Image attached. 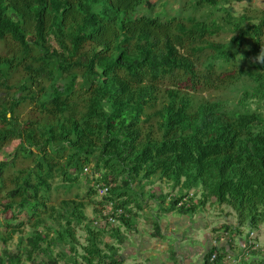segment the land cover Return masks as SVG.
I'll use <instances>...</instances> for the list:
<instances>
[{"label":"trees","instance_id":"1","mask_svg":"<svg viewBox=\"0 0 264 264\" xmlns=\"http://www.w3.org/2000/svg\"><path fill=\"white\" fill-rule=\"evenodd\" d=\"M235 1L180 0L171 14L151 0H0V42L13 45L0 54V150L18 140L14 158L0 160V213L11 211L0 217V264L22 254L31 264L122 263L125 235L93 223L92 200L53 201L84 167L99 172L108 190L99 202L123 207L115 218L127 228L133 184L153 176L198 190L199 205L229 207L236 232L264 224V14L236 13ZM16 158L30 164L10 172ZM173 196L165 209L193 211ZM211 252L203 264H221Z\"/></svg>","mask_w":264,"mask_h":264},{"label":"rangeland","instance_id":"2","mask_svg":"<svg viewBox=\"0 0 264 264\" xmlns=\"http://www.w3.org/2000/svg\"><path fill=\"white\" fill-rule=\"evenodd\" d=\"M179 1L167 0V3H165L164 0H151V2L156 3L154 6L155 10H161V12H169L171 14H173V11H174L173 9H176L182 5V3H179ZM181 2H183V1H181ZM231 4H232V6H231L232 9L236 13H240V12L242 13L243 11L249 9V10H252L254 13L264 14V0H242L240 2L239 1L232 2ZM200 13H203V10H199L195 14L197 15V17H201ZM203 16H204V14H203ZM226 35H227V33L219 32L217 35L213 36V38L215 41H222ZM7 43L5 44V43L0 42V54H3L6 51H9L8 47H9V49L11 47H13V45L6 46ZM16 76H17V74H13L12 77L15 78ZM202 93H203V95H208L207 91H203ZM26 110H27L26 108L22 109L23 112H25ZM16 143H18V140L12 141L10 144L4 146L2 148V150H0V160H9L10 161L14 158L12 153H13V149H14ZM28 164H30V162L28 160H25L22 158H16V159H14V165L9 168V171L12 172L17 168L24 167ZM91 170H92V168L90 166V171ZM94 173H92V174H94ZM90 176H91V172L87 173L85 175L80 174L76 185L72 186L71 188H67L66 186L63 185L58 190H55L53 192V195H52L53 201H56V200H59L62 198H70V197L72 198V197H75L76 195H78V197H82L85 200H88V201L92 200L93 201V203L91 205L85 207V213H86V215H88V217L95 216L96 213H94V209L96 207L100 208V205H101V203L99 202L101 194H96L94 191V188H93V191H94L93 193H92V191H89L88 187H93L92 186V180L94 179V177L90 178ZM144 181L145 180H143V179L140 180L139 178H136V180L133 184L134 189L136 191L140 192V194L138 195V200H139V202H141V206L144 207L143 211L139 210V216H135V218H134L135 221L145 223L144 220H146V222H149L150 220L151 221H154V220L157 221V219H165L163 216L164 214H163L162 209L165 211L164 206H166V204H168V202H169L168 197L169 198L174 197L173 194L174 195L177 194L179 189H174V191H173L172 187L168 184V182H166L163 179L158 178L157 176H153L151 178L150 183L144 184L145 183ZM0 193H1L0 197H2L1 195L4 194V190H1ZM87 193H89V194H87ZM166 193H169V195L166 196L164 200H162V197ZM159 194L161 195L160 197L158 196ZM195 194L198 195V199H199L200 192L195 190ZM212 199L213 198H211V200H210V198H209V200L207 201L206 204H201V205L198 204L197 199H194L193 200V203H194L193 212L199 213V212L206 211V214H209L206 217H210L211 222H212V226L219 227V226L224 225L222 223H226L224 213H226V211H228L227 209L229 207L226 209V208H224L225 205H223V207L221 208L218 204H214V200H212ZM2 201H5V200H2ZM97 203H99V204H97ZM159 204L163 205V207L162 208L159 207L160 206ZM134 206H136V205H134ZM152 210H154V211H152ZM171 210H175L174 215L179 214V212L176 208L171 209ZM0 212H2V207H0ZM10 215H11V211H9V210H7L5 213H0V217H2V216L3 217H9ZM132 215H133V213H132ZM143 217H147V219H144ZM19 219H24V215L22 214L19 217ZM97 220L99 221V223L95 224L96 226L106 225L107 229H110V227H115V226L117 227L118 226L122 235H125V237H126L124 239L125 244H122V246L120 245L121 247H119L121 249V250L119 249V251H120L119 256L122 257V259H121L122 263L121 264H134V263L141 264V263H144L145 259L142 257V256H144L143 252L145 251L144 246L143 245L141 246V244H139V241H137L136 238L131 239V235L129 232L130 230L127 229V227L124 224L120 223L119 220H113V221H110L107 223H105L103 221V219L98 218ZM4 227H5V225H4ZM263 228H264V225H262L260 228H258L257 234L259 237L258 241L260 243L259 247H262L264 249V234H262ZM27 229H28L27 227L26 228L24 227V231H26ZM1 231H4V230H1ZM198 231H199L200 236H201V234L203 235V231H204L203 228L197 229V232ZM75 232H76V237H77L79 243H84L85 242L84 228L82 226H79L76 228ZM20 234L16 231V233L12 235L11 240L7 243V245L9 247H11V249H12L11 251H13V252H15L14 250H16L15 245H16L17 240L19 239ZM192 235L193 234H190L188 236L189 239H192ZM102 239L106 242L114 243L115 245H118L116 242V239L111 238L107 234L104 235L102 237ZM2 246H3V244L0 242V253L2 251ZM155 247H158V246H156V245L153 246V248H155ZM128 248H130L129 250L133 253H128L127 254L128 256H127L126 252H124V251H126ZM153 248H152V251L150 253V256L154 257L156 255L154 253H156V252H155V250H153ZM239 248L241 249L240 246H239ZM52 249L54 251H57V250H66L65 252L68 251L67 245H61L60 243H56L54 246H52ZM77 249L80 250V247L78 246ZM241 251L243 253V260L246 258L245 261H247V263L251 264L252 263V258H250L251 255L248 253L247 254L244 253L243 250H241ZM121 253H123V254H121ZM134 254H135V256H134ZM159 255H158V257H159ZM257 256H258V259H256V260H258V262L260 260H262V258L259 255H257ZM21 257L23 258L21 264H31L32 263L30 260H27L25 258L24 254H22ZM40 257H44V256H41L38 254L37 259L38 260L41 259ZM60 264H70V262L67 261V256H65L60 261Z\"/></svg>","mask_w":264,"mask_h":264},{"label":"crops","instance_id":"3","mask_svg":"<svg viewBox=\"0 0 264 264\" xmlns=\"http://www.w3.org/2000/svg\"><path fill=\"white\" fill-rule=\"evenodd\" d=\"M174 189H179V186L173 188V191ZM182 193L183 190L178 191L177 194ZM166 206L164 207L166 208ZM219 206L221 208L223 207L221 205ZM129 207L131 209V214L129 213V215L131 216L133 213V221L130 222V228L127 229L130 230L131 239L136 238L139 244L144 246L145 250L143 252L144 256H142L145 261L141 264H203L204 256L211 249L213 243H215V249L222 257L220 260L221 264H250L245 261L246 258L243 260V253L241 250L251 255V264H260L263 262L264 249L262 247L259 249H252L248 252L245 250L243 245L248 233V228L242 227L239 232L232 230V225L236 223V218L234 212L226 206L224 208H228V211L224 213L225 221L231 225V229H225V227L222 226H212L210 217H206L209 215L206 214V211L196 213L193 211L182 212L177 209L179 214L174 215L175 210L170 211L165 209L164 211L162 209L165 219H157L159 224V235H153L151 220L149 222L144 220L145 223L135 221V216H139V210H144L139 200H137V203L131 202ZM159 207L162 208L163 205ZM143 218L147 219V217ZM261 226L262 225H260V227ZM199 228L204 229L203 235L201 234V236L199 231L197 232ZM190 234H193L192 239L188 237ZM125 238L126 237H124V239ZM123 244H125V240ZM155 245L158 247L153 248ZM152 248L156 252L154 253L156 254L154 257L150 256ZM129 249L130 248L124 251L126 255L128 253H133ZM257 255L262 258L259 262L256 260L258 259Z\"/></svg>","mask_w":264,"mask_h":264},{"label":"built area","instance_id":"4","mask_svg":"<svg viewBox=\"0 0 264 264\" xmlns=\"http://www.w3.org/2000/svg\"><path fill=\"white\" fill-rule=\"evenodd\" d=\"M86 170V168H85ZM99 193L100 194H105L106 191H107V186H102V187H99ZM188 198V195L184 196L179 202L178 204H181L183 202H185V200ZM114 200H107L106 204L104 205V207L102 208V214L104 216H106V221H113L115 220V215H119V214H122L123 213V209L119 206H116L114 205ZM256 230H250L245 238V241H244V248L246 251H249L251 249H258L259 246H260V243L258 241V236L256 234ZM263 233H264V229H263ZM215 243H213V249H212V252L210 254V257H209V261L210 262H213L217 256V250L215 249L216 246H214ZM261 264H264L261 263Z\"/></svg>","mask_w":264,"mask_h":264},{"label":"clouds","instance_id":"5","mask_svg":"<svg viewBox=\"0 0 264 264\" xmlns=\"http://www.w3.org/2000/svg\"><path fill=\"white\" fill-rule=\"evenodd\" d=\"M85 168H86V170H85ZM84 171H85V174H87L88 173V168L87 167H84ZM99 172H96L95 173V176H94V179L92 180V186H94V190H95V193L96 194H100L99 193V187H102L103 185L104 186H107L106 184H104L103 182H101V181H98L97 180V178H98V174ZM108 191V190H107ZM107 191H106V193L105 194H101V196H100V201L102 200V198H103V196H105V195H107ZM198 191V190H197ZM186 195H188V198L185 200V202H183V203H181V204H178V202L184 197V196H186ZM176 196H180V198L177 200V203H176V206H180V205H185V207H189V206H192V205H194V203H193V200L194 199H197V201L201 198V197H199V199H198V195L197 194H195V189H188V190H186V189H183V193L182 194H177ZM107 200H110V199H105L104 201H102V202H100L101 203V205H100V208H98L99 210H100V213L98 214V216H97V218H95L94 219V224H98L99 223V221L97 220L98 218L99 219H103V221L105 222V223H107V222H110V221H106L107 219H104V218H102V216H103V214H102V208L104 207V205L106 204V202H107ZM111 200H114V199H111ZM213 200V199H212ZM114 205H116V206H118L117 204H116V201L114 200ZM207 202H205L204 204H206ZM211 203V202H210ZM214 204H216L215 202H214ZM221 206H223V205H221ZM119 207H121V206H119ZM129 207V206H128ZM227 207V206H226ZM122 209H123V214L125 215V216H127V212L125 211V209L123 208V207H121ZM130 208V207H129ZM231 210V209H230ZM232 211V210H231ZM129 214V213H128ZM119 215H121V214H119ZM118 215V216H119ZM115 220H118L117 218H115ZM261 225H263V224H261ZM258 228H260V226L258 227ZM258 228H256V229H250V230H256V232H257V229ZM262 229V228H261ZM264 229V228H263ZM249 229H248V232L250 231ZM248 234V233H247ZM257 234V233H256ZM262 234H264V233H262ZM247 236V235H246ZM257 236H258V234H257ZM258 238V237H257ZM260 248V247H259ZM258 248V249H259ZM211 249H213V245H211ZM252 250V249H251ZM250 251V250H249ZM248 252V251H247ZM263 262H264V257H263ZM263 262H261V263H263ZM212 263V262H211ZM260 263V264H261Z\"/></svg>","mask_w":264,"mask_h":264}]
</instances>
